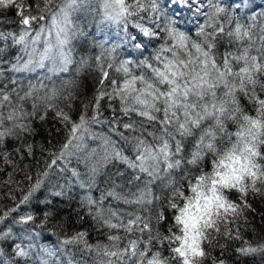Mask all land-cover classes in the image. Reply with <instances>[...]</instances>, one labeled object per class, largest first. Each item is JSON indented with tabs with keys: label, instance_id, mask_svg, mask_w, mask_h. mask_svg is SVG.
<instances>
[{
	"label": "snow or ice",
	"instance_id": "6c2138e0",
	"mask_svg": "<svg viewBox=\"0 0 264 264\" xmlns=\"http://www.w3.org/2000/svg\"><path fill=\"white\" fill-rule=\"evenodd\" d=\"M0 172V264H264V0H0Z\"/></svg>",
	"mask_w": 264,
	"mask_h": 264
},
{
	"label": "trees",
	"instance_id": "16d2710c",
	"mask_svg": "<svg viewBox=\"0 0 264 264\" xmlns=\"http://www.w3.org/2000/svg\"><path fill=\"white\" fill-rule=\"evenodd\" d=\"M257 2H260V0H257ZM14 18V12L13 11H9L7 13V17L6 19H12ZM94 31V29H93ZM78 52L82 53L83 49L79 48L78 46ZM85 84V89L87 91L88 95H91L94 85L92 82V76H89L88 79L86 81H84ZM53 129L52 135L48 134V129L49 128ZM59 124H55L54 122L49 121L48 124L43 125L40 128V133L39 135H37L36 137V141L39 144H43L45 147H51V145L48 143L49 141L52 142V144H58L59 142H62L63 140V133H57L55 131L56 128H59ZM46 153L44 154V156L41 155V152L39 150V148L37 149V153H36V157L34 159H27L24 161L25 164L29 165L31 168V172L32 174H35L39 168L43 167V160L46 158ZM37 161H39V163H37ZM7 171H10V169H8ZM6 179V175L3 172H0V181ZM15 179L20 180L24 183V186H27V182L24 181V176L23 173H16L15 174ZM53 182H55V178L53 179ZM7 191V188H0V195H2L4 192ZM18 194V193H17ZM3 203H9L8 200H4ZM259 207V205H258ZM255 224V227L257 229V232L254 234L252 233L251 229H249V231L246 233V236L249 238H256L259 239L260 237H264V221H261L259 219V217H257L255 219V221L253 222ZM80 225H74V224H70L69 228L72 227H79ZM53 241L55 240V237L52 238ZM91 240H95L97 239V236L95 233H93L90 237ZM231 264V261H230ZM247 264H251V261L247 262Z\"/></svg>",
	"mask_w": 264,
	"mask_h": 264
}]
</instances>
